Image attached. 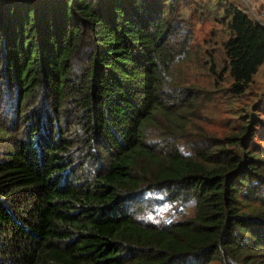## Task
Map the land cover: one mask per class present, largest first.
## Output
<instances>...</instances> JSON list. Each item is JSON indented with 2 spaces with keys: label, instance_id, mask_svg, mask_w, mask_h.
<instances>
[{
  "label": "trees",
  "instance_id": "obj_1",
  "mask_svg": "<svg viewBox=\"0 0 264 264\" xmlns=\"http://www.w3.org/2000/svg\"><path fill=\"white\" fill-rule=\"evenodd\" d=\"M175 1L0 0V264H264L256 126L178 141ZM220 21L242 95L264 24Z\"/></svg>",
  "mask_w": 264,
  "mask_h": 264
},
{
  "label": "rangeland",
  "instance_id": "obj_2",
  "mask_svg": "<svg viewBox=\"0 0 264 264\" xmlns=\"http://www.w3.org/2000/svg\"><path fill=\"white\" fill-rule=\"evenodd\" d=\"M229 2L264 24V0L175 1L179 44L171 68L172 87L167 103L180 104L188 121L187 128L177 135L178 141L193 143L201 137H222L240 131L244 124H251L257 129L254 142L264 150V138L258 135L264 125V64L246 92L238 96L229 89L232 79L224 72V42L229 30L220 20ZM223 72L224 78L219 77ZM7 114L0 109V125L11 131L12 117ZM15 137L16 132L12 134V141ZM8 143V137L0 134V156Z\"/></svg>",
  "mask_w": 264,
  "mask_h": 264
}]
</instances>
